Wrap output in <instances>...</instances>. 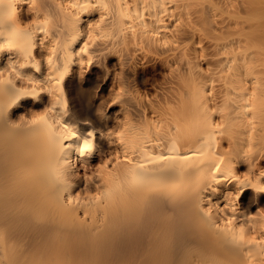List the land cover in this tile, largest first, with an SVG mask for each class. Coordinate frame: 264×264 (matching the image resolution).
I'll list each match as a JSON object with an SVG mask.
<instances>
[{"label": "bare ground", "instance_id": "6f19581e", "mask_svg": "<svg viewBox=\"0 0 264 264\" xmlns=\"http://www.w3.org/2000/svg\"><path fill=\"white\" fill-rule=\"evenodd\" d=\"M9 2L0 264H264V0Z\"/></svg>", "mask_w": 264, "mask_h": 264}, {"label": "clouds", "instance_id": "9594fccd", "mask_svg": "<svg viewBox=\"0 0 264 264\" xmlns=\"http://www.w3.org/2000/svg\"><path fill=\"white\" fill-rule=\"evenodd\" d=\"M0 7L4 8V13L2 17H0V24H11L13 26V30L11 32L4 31L0 33V35L8 37V41H15L18 46L22 45V41L17 37L16 33L19 32V29L16 28L15 22L12 18V5L9 0H0Z\"/></svg>", "mask_w": 264, "mask_h": 264}]
</instances>
